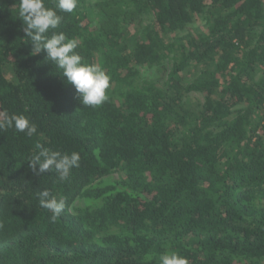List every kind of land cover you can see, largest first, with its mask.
I'll return each mask as SVG.
<instances>
[{
  "label": "trees",
  "instance_id": "16d2710c",
  "mask_svg": "<svg viewBox=\"0 0 264 264\" xmlns=\"http://www.w3.org/2000/svg\"><path fill=\"white\" fill-rule=\"evenodd\" d=\"M0 0V264H264V0H78L60 27L110 77L80 105ZM55 0H44L54 7ZM79 152L68 180L35 145ZM44 189L65 200L52 222Z\"/></svg>",
  "mask_w": 264,
  "mask_h": 264
},
{
  "label": "clouds",
  "instance_id": "9594fccd",
  "mask_svg": "<svg viewBox=\"0 0 264 264\" xmlns=\"http://www.w3.org/2000/svg\"><path fill=\"white\" fill-rule=\"evenodd\" d=\"M18 19L23 23V32L30 38L31 55L46 53V61H50L58 70L64 83L71 85L80 105L96 108L108 98L111 77L99 66L84 61L76 49L79 47L76 39H68L60 31H56L63 20V15L71 14L78 5V0H55L54 7H46L44 0H17ZM14 129L32 137L37 133V127L24 115H9L0 112V130ZM35 151L28 157V168L37 175L45 172H55L60 181L69 179L72 170L79 168L81 156L79 152L61 153L35 145ZM41 208L51 213L50 220L55 222L65 209V200L53 196L44 189L38 194ZM159 264H188V260L178 252L167 251L159 255Z\"/></svg>",
  "mask_w": 264,
  "mask_h": 264
}]
</instances>
